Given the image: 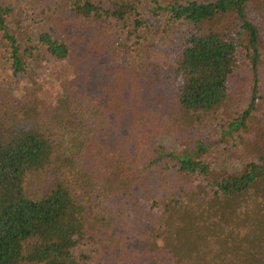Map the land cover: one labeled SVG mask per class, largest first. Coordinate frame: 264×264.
<instances>
[{
  "label": "trees",
  "instance_id": "obj_1",
  "mask_svg": "<svg viewBox=\"0 0 264 264\" xmlns=\"http://www.w3.org/2000/svg\"><path fill=\"white\" fill-rule=\"evenodd\" d=\"M57 19L58 30L41 26ZM97 30L110 42L107 63L134 78L129 99L114 96L116 113L105 92L90 94L81 82L88 53L97 55ZM70 59L75 77L51 71L68 90L49 101L36 67ZM240 69L249 75L245 103L230 97ZM0 71L10 74L0 84L9 98L0 107V264H96L101 251L123 250L116 218L150 208V196L175 192L180 179L206 180L213 196L226 197L264 180V0H0ZM143 95L206 112L229 103L216 141L223 148L211 154L197 140L170 153L156 145L169 120L146 124ZM110 118L117 140L97 146ZM39 171L49 193L32 199L24 181Z\"/></svg>",
  "mask_w": 264,
  "mask_h": 264
},
{
  "label": "rangeland",
  "instance_id": "obj_2",
  "mask_svg": "<svg viewBox=\"0 0 264 264\" xmlns=\"http://www.w3.org/2000/svg\"><path fill=\"white\" fill-rule=\"evenodd\" d=\"M60 24L57 19L41 26H45V30H58ZM95 34L97 55L88 53L82 75L80 74L85 90L100 96L105 92L102 97L109 105L113 103L115 95L129 99L134 88V78L129 75L131 72L122 65L107 63L103 52L110 44L108 37L101 35L99 30ZM43 66L38 63L35 80H47L45 97L56 102L68 90L64 85L57 84L56 74L64 81L71 80L76 74V63L70 59L54 66L48 65L45 69ZM248 77L246 69L237 71L229 86L231 98L247 102ZM9 80L10 74L0 71V84ZM24 83L22 81L20 84ZM142 98L141 111H148L145 114L146 124H166L162 118L169 120L166 126L170 130L161 131L154 137L156 145L163 146L170 153L191 150L197 140L210 145L211 154H218L214 150L220 151L223 148L216 141L220 137V117L230 110H227L229 103L206 112L186 110L178 103L175 104L170 97H166L163 102H154L144 95ZM7 100V96L0 94V107ZM130 102L125 100L127 106ZM111 107L113 109L110 112L116 113L114 103ZM88 118L97 119L95 124L104 126L103 123H98L103 120L101 117L89 114ZM110 119L112 123L107 121L110 122L109 127L105 125L106 128H99L103 133L97 137V146L109 140V143L114 144V137L117 140V123ZM95 124L91 122L90 127L94 128ZM111 143L110 146L113 147ZM236 165L222 162L221 167L228 169ZM179 181L182 185L175 192L164 194V197L160 195L158 200L155 196H150V208L142 212H131L127 218H116L113 230L122 239L123 250L115 249L112 253L101 251L96 256L93 254L96 264H264V180L254 183L244 193L227 197L213 196L206 180H198L193 185L185 184L183 178ZM49 185L50 180L44 172L28 174L24 181L25 194L32 199L44 197L49 193ZM91 250L93 248L90 247L87 253L90 254ZM111 255L114 256L112 261L108 259Z\"/></svg>",
  "mask_w": 264,
  "mask_h": 264
}]
</instances>
